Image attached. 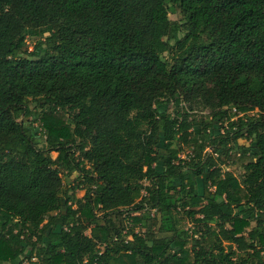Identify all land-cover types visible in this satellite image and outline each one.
Instances as JSON below:
<instances>
[{
	"label": "trees",
	"instance_id": "16d2710c",
	"mask_svg": "<svg viewBox=\"0 0 264 264\" xmlns=\"http://www.w3.org/2000/svg\"><path fill=\"white\" fill-rule=\"evenodd\" d=\"M0 263L264 264V0H0Z\"/></svg>",
	"mask_w": 264,
	"mask_h": 264
},
{
	"label": "rangeland",
	"instance_id": "374dc122",
	"mask_svg": "<svg viewBox=\"0 0 264 264\" xmlns=\"http://www.w3.org/2000/svg\"><path fill=\"white\" fill-rule=\"evenodd\" d=\"M170 18L172 19V20H180V19H182V15L180 14V12H176V13H171L170 14ZM40 39V36L38 35V34H36V35H34V36H31V37H29L28 38V42H27V44H28V48H29V51H32L33 49H34V47H35V45H36V43H37V41ZM41 51V50H40ZM31 108L32 109H34V111H37V112H39V113H43V109L42 108H40V107H36L35 106V104L34 103H32V106H31ZM174 108H175V106L172 104L171 105V108H170V110L171 111H173L174 110ZM210 112H211V110L210 109H206V108H202V107H196V110L193 112V113H195L196 115H198V116H208V115H210ZM36 119V116L34 115L33 117H32V120L30 121V122H28L27 124H26V126L27 127H30V126H33V128H34V130H33V133L35 134V136L37 137V139H39L40 140V146H44L45 145V143H46V136L43 134V132H42V128H41V124H40V122H38V121H36L35 120ZM42 123V122H41ZM228 123L227 122H225V125H227ZM221 127V126H220ZM224 130V129H223ZM251 141H246V140H240L239 141V143L240 144H244V143H250ZM208 151H210V149H208ZM58 156V153L57 152H53L52 153V157L53 158H56ZM228 170H230V171H233L239 178H242V175L244 174V171H243V168H241V167H238V166H236V165H231V166H229L228 168H227ZM77 176H78V174L75 172L73 175H72V177H71V181H73V180H75L76 178H77ZM65 186V188H69V187H71V186H73L74 184L73 183H71V184H67V181H66V179H65V184H64ZM76 194H77V196L78 197H83L84 196V194H85V190H77L76 191ZM186 225H187V227H191V225H192V223H186ZM255 223L253 222V224H252V227H255ZM140 228H138V230H139ZM251 228H249V230H250ZM89 233V232H88ZM1 264V263H0ZM2 264H5V263H2ZM7 264V263H6ZM13 264V263H12ZM26 264H28V263H26Z\"/></svg>",
	"mask_w": 264,
	"mask_h": 264
}]
</instances>
